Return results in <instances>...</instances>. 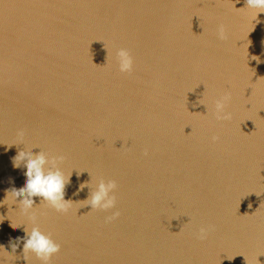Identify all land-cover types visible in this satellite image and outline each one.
Returning a JSON list of instances; mask_svg holds the SVG:
<instances>
[{
    "label": "water",
    "instance_id": "95a60500",
    "mask_svg": "<svg viewBox=\"0 0 264 264\" xmlns=\"http://www.w3.org/2000/svg\"><path fill=\"white\" fill-rule=\"evenodd\" d=\"M245 7L0 0V143L23 130L37 146L0 144V200L26 183L11 162L20 149L63 156L72 171L71 212L40 206L41 230L61 244L51 264H264V13L251 23ZM225 93L230 119L217 120ZM100 179L117 181L116 209L83 204ZM19 212L0 207V245L25 236L8 216ZM22 249L13 264H27Z\"/></svg>",
    "mask_w": 264,
    "mask_h": 264
},
{
    "label": "clouds",
    "instance_id": "9594fccd",
    "mask_svg": "<svg viewBox=\"0 0 264 264\" xmlns=\"http://www.w3.org/2000/svg\"><path fill=\"white\" fill-rule=\"evenodd\" d=\"M254 13L251 23L257 18L259 13H264V0H246V7ZM218 39H227V32L221 26L217 33ZM118 70L120 73H132L134 71V59L130 51L126 48H121L116 53ZM231 100L230 93H225L220 99L215 102V110L213 115L217 120L230 119V113L226 111V107ZM213 142H217L219 137H213ZM11 148L13 145L23 144L25 148L32 149L37 146H32L25 143V133L23 130L17 134V139L12 143H0ZM147 155V153H145ZM64 161L63 156H49L43 150L38 153L25 151L20 149L12 158V166L14 169H21L22 165L26 168L24 175L26 183L22 188H11L6 191L5 198L0 200V207L7 204L12 206L19 202L20 212L14 220L11 214L13 226L19 228L24 227L25 236L11 241L9 246L0 245V264H13L20 257L17 256V249L23 244L22 255L27 264H32L33 259L39 261L40 264H51V261L61 251V244L53 239L51 234L45 233L40 228V219L43 213L40 211V206L45 205L48 208L54 209L57 213L68 215L73 205L72 200L65 199V189L71 181L72 171L65 172L61 167ZM87 171V170H84ZM84 171H77L79 176ZM91 175V174H90ZM88 184H81L78 191H82ZM117 190L118 183L115 180L100 179L96 190L92 192L90 197L83 202L84 205H90L91 211L103 210L108 211L117 207ZM40 198L41 203L36 204L34 198ZM78 203V202H77ZM119 210L112 212L106 217V222H112L120 217ZM6 217L0 215V222ZM19 221L18 223L16 221ZM213 226L201 227L197 238L201 241L206 240Z\"/></svg>",
    "mask_w": 264,
    "mask_h": 264
}]
</instances>
